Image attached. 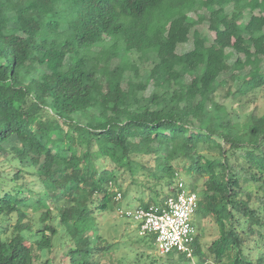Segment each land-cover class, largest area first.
I'll list each match as a JSON object with an SVG mask.
<instances>
[{"label":"trees","instance_id":"trees-1","mask_svg":"<svg viewBox=\"0 0 264 264\" xmlns=\"http://www.w3.org/2000/svg\"><path fill=\"white\" fill-rule=\"evenodd\" d=\"M263 62L264 0H0V264H123L126 180L197 195L192 256L134 228L146 264H264Z\"/></svg>","mask_w":264,"mask_h":264},{"label":"built area","instance_id":"built-area-1","mask_svg":"<svg viewBox=\"0 0 264 264\" xmlns=\"http://www.w3.org/2000/svg\"><path fill=\"white\" fill-rule=\"evenodd\" d=\"M178 187L179 191L168 196L162 206L117 207L116 213L129 220L140 235L153 234L154 244L160 253L176 249L191 257V243L195 236L192 222L197 195L181 181ZM113 190L115 191L114 200L121 202V192L116 187Z\"/></svg>","mask_w":264,"mask_h":264},{"label":"rangeland","instance_id":"rangeland-1","mask_svg":"<svg viewBox=\"0 0 264 264\" xmlns=\"http://www.w3.org/2000/svg\"><path fill=\"white\" fill-rule=\"evenodd\" d=\"M198 28L201 30V32L206 33L208 42H211L214 34L213 32H208L206 29V23L198 25ZM192 48L191 40H189L185 44H181L178 46L177 51L182 53ZM132 57H135V55H132ZM231 62V60H228ZM138 64L141 67H146L149 65V62L143 59V57L140 59ZM262 66L264 67V62L262 63ZM224 75V77H226ZM224 89H220L218 92H223ZM222 100V97L220 98ZM227 104H229V100H224ZM232 106L236 107V102L231 103ZM250 108L244 109L243 113L249 112ZM187 183V181H186ZM123 188L128 187L129 188V194L125 197V200H123V204L126 203V201H129L128 204L130 207L134 206V203L138 202L139 199H142L146 202L149 199V195L147 192L142 193L141 188L132 186L127 180L123 182L122 184ZM100 224V233L103 237L106 238V240L110 243H114L115 246L113 249L115 250L114 257L119 258L123 264H146L148 260L145 259L144 253L142 254V257H139L141 249H138L135 247L136 243H132V241H135L134 236V227L133 225L128 222V220L120 219L115 215V212H105L99 219ZM214 230L211 228H208L206 231L205 236L203 237L204 240L209 241L211 237L214 234ZM117 243H121L125 246L118 247ZM130 245V246H129ZM64 242L62 240H54V244L52 247V250L48 252L49 256L52 257L54 260L63 262L64 257ZM48 255L47 253H45ZM152 258L157 257V252L153 251L151 253ZM157 264V263H156ZM209 264V263H208Z\"/></svg>","mask_w":264,"mask_h":264}]
</instances>
